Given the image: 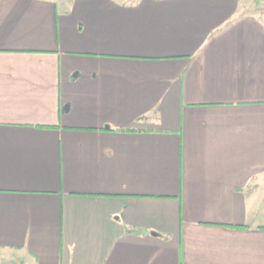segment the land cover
Instances as JSON below:
<instances>
[{
	"label": "crops",
	"instance_id": "obj_1",
	"mask_svg": "<svg viewBox=\"0 0 264 264\" xmlns=\"http://www.w3.org/2000/svg\"><path fill=\"white\" fill-rule=\"evenodd\" d=\"M0 264H264V7L0 0Z\"/></svg>",
	"mask_w": 264,
	"mask_h": 264
},
{
	"label": "rangeland",
	"instance_id": "obj_2",
	"mask_svg": "<svg viewBox=\"0 0 264 264\" xmlns=\"http://www.w3.org/2000/svg\"><path fill=\"white\" fill-rule=\"evenodd\" d=\"M255 3H256L259 7H264V0H255Z\"/></svg>",
	"mask_w": 264,
	"mask_h": 264
},
{
	"label": "trees",
	"instance_id": "obj_3",
	"mask_svg": "<svg viewBox=\"0 0 264 264\" xmlns=\"http://www.w3.org/2000/svg\"><path fill=\"white\" fill-rule=\"evenodd\" d=\"M124 130H129V129H124Z\"/></svg>",
	"mask_w": 264,
	"mask_h": 264
}]
</instances>
